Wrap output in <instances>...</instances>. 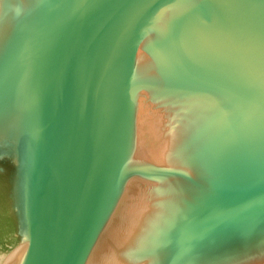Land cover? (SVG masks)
Returning <instances> with one entry per match:
<instances>
[{"label": "water", "instance_id": "1", "mask_svg": "<svg viewBox=\"0 0 264 264\" xmlns=\"http://www.w3.org/2000/svg\"><path fill=\"white\" fill-rule=\"evenodd\" d=\"M0 264H264V0H0Z\"/></svg>", "mask_w": 264, "mask_h": 264}]
</instances>
